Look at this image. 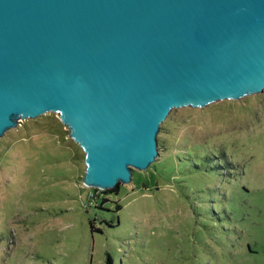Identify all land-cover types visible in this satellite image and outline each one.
Returning a JSON list of instances; mask_svg holds the SVG:
<instances>
[{
	"label": "rangeland",
	"instance_id": "rangeland-1",
	"mask_svg": "<svg viewBox=\"0 0 264 264\" xmlns=\"http://www.w3.org/2000/svg\"><path fill=\"white\" fill-rule=\"evenodd\" d=\"M157 149L95 197L57 113L7 129L0 264H264V89L173 108Z\"/></svg>",
	"mask_w": 264,
	"mask_h": 264
},
{
	"label": "water",
	"instance_id": "water-1",
	"mask_svg": "<svg viewBox=\"0 0 264 264\" xmlns=\"http://www.w3.org/2000/svg\"><path fill=\"white\" fill-rule=\"evenodd\" d=\"M264 89V0H0V136L55 112L83 183L130 182L173 108Z\"/></svg>",
	"mask_w": 264,
	"mask_h": 264
},
{
	"label": "trees",
	"instance_id": "trees-1",
	"mask_svg": "<svg viewBox=\"0 0 264 264\" xmlns=\"http://www.w3.org/2000/svg\"><path fill=\"white\" fill-rule=\"evenodd\" d=\"M158 143L161 145V141H159ZM98 192L101 193L102 191H100V190L94 188V189H93V192H91V195L97 197V193H98ZM109 192H110V191H109ZM102 193H104V192H102ZM110 262H111L110 257H107V259H106V264H110Z\"/></svg>",
	"mask_w": 264,
	"mask_h": 264
}]
</instances>
